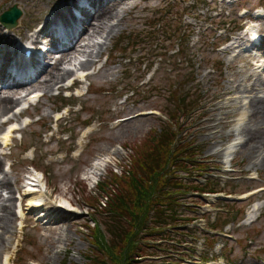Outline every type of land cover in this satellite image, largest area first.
Segmentation results:
<instances>
[{"label":"rangeland","instance_id":"obj_1","mask_svg":"<svg viewBox=\"0 0 264 264\" xmlns=\"http://www.w3.org/2000/svg\"><path fill=\"white\" fill-rule=\"evenodd\" d=\"M63 2L71 4V0H0V13L13 4L22 11L16 26L0 28L1 45L3 35L13 40L0 49L19 45L20 51L40 16H51L50 9ZM89 2L74 19L93 10ZM112 7L110 16L101 14L93 20L94 28L83 40L88 44L85 53H72L69 62L55 68V58L44 60L47 70L32 82L40 96L24 95L4 116L0 106V122L14 114V125L21 127L11 133L17 138L3 145L2 132L9 122L0 125V182L9 181L0 184V202L3 209L5 203L12 207L4 230L0 228V264H121L127 244L120 239L125 228L119 222L131 229L139 211L132 171L140 173L153 136L168 124L178 131L179 157L191 151L194 159L187 169L180 168L178 160L168 161L159 179L173 171L188 184L199 178L201 186L212 177L226 192L202 195L201 202L192 192L186 193L183 199L189 206L179 205V216L164 233L142 230L136 235L129 263L264 264V119L259 112L264 105V0H116ZM241 7L247 9L243 16L238 13ZM254 9L263 16L255 19ZM250 20H255L263 42L255 54L235 46L234 36ZM249 44L245 35L241 45ZM253 59L260 67L253 68ZM63 69L72 72L54 83L61 77L53 76H60L55 73ZM77 71L88 75L63 91L78 77ZM234 138L239 143L226 155ZM33 173L40 180L37 188L46 207L52 210L50 217L66 216L59 223L48 221L49 216L38 218L40 213L28 205L25 180ZM249 190L255 193L235 203L222 197L229 193L225 197L235 201ZM109 192L125 207L120 214L100 208L102 195ZM63 199L71 206L61 207L68 215L60 211ZM257 203L256 213L248 215ZM185 216L193 221L181 223ZM212 223L219 226L217 230ZM139 254V262L130 260Z\"/></svg>","mask_w":264,"mask_h":264},{"label":"trees","instance_id":"obj_2","mask_svg":"<svg viewBox=\"0 0 264 264\" xmlns=\"http://www.w3.org/2000/svg\"><path fill=\"white\" fill-rule=\"evenodd\" d=\"M165 29L166 28L164 26L161 28V30ZM202 59L208 61L204 57H202ZM178 96H180V94H178ZM178 100L180 102H183L185 99L182 100L178 97ZM168 127L169 128L166 129H164L163 127L161 131L156 132L153 136L154 142L152 148L143 160V162L145 163L144 167L141 168L142 170H139L141 174H134V172L132 171L133 175L131 180L133 184H136H134V187H136L134 188V190H137V192H135L137 196L136 199L139 201V211L137 213H134L136 215L133 218V222L131 223V229L125 226V222H119L125 228L123 236H121L120 239L125 241L127 244L126 247L123 249V257L120 259L121 264L123 261L124 264H130L129 250L132 246H134V240L136 238V235L140 231L148 230L160 234L164 233L165 229H168L169 226H172L174 224L173 220L176 219V216H179L177 215L176 211L178 210L179 205L189 206L186 205L185 200L183 199L186 193L192 192L195 196H197V201L201 202L203 200L202 195L205 196L206 193H215L224 190L223 188L218 187V184L216 185V182L212 180V177H207V180H205L204 183L200 182L201 186L197 184L199 182V178L195 177L193 181H188V184L183 178H181V176H179L173 171L170 173L169 176H166L161 180L159 179V177L162 176V172H164L163 170L168 168V166L165 167V164H167L168 161L169 164L171 161H174L175 163L178 160L183 164V166L180 168L186 166V168L183 169H187L188 166L191 164V160L194 159V153L191 151L190 154H186L183 158L179 157L180 151L176 148V136L178 134V131H174L175 129H172L171 125L169 124ZM173 152V159L167 160L169 155H172ZM185 160H187V162H185ZM178 165L180 166V164ZM145 167L146 169L143 171ZM199 170H202V168H200ZM150 173L151 175H153H150L151 177L149 179L144 180V177H148L147 175ZM185 174L186 176L193 178V176L191 174H188V172H186ZM153 176L156 177L153 182H150L153 179ZM137 178L140 179L141 182L137 181ZM150 187H152V191L149 190ZM113 189L114 188H112V190ZM147 189L148 191H146ZM102 197L103 201H99V206H101L100 208H104L105 210L114 212L116 214H120L122 211H124L125 207L122 205L121 202L115 201L116 196L112 192L102 195ZM194 206L199 207V205L196 204H194ZM183 209L189 212L195 211L189 208ZM201 214L204 215L205 213ZM203 215L196 216L193 218V220L202 217ZM191 220L192 219H190V217L185 216L182 217L181 223L185 224L186 222ZM146 226L148 228H146ZM210 226H213L212 228L215 230L216 226L218 225L212 223L210 224ZM128 231L130 232L127 233ZM209 240H211L210 242L214 241L213 238ZM136 256L137 258H132L130 260L139 262L142 255L139 254ZM202 258H204V256L201 255L200 259ZM203 260L206 259L204 258Z\"/></svg>","mask_w":264,"mask_h":264},{"label":"bare ground","instance_id":"obj_3","mask_svg":"<svg viewBox=\"0 0 264 264\" xmlns=\"http://www.w3.org/2000/svg\"><path fill=\"white\" fill-rule=\"evenodd\" d=\"M114 1H116V0H105L104 1V4H103L102 2H99V0H90V3L93 4V10L92 11H90V10H84L82 12V17L80 19H74V17L71 16L70 23L64 24V25H66V26H68L70 28V29H68V32L69 33L71 32V35L69 36V40L67 41V43L62 44L61 47L58 45V43H56L55 40L54 41L52 40V42H51V48L46 51V54H44L43 56H41L42 57L41 59H43V62H44L45 59L46 60L47 59H50V57L55 58L54 59V62L52 63V65L54 66L53 68H55L56 65H59V64H61L63 62H66V61L69 62L71 60V58L73 57V56H71L72 53L74 55H77V54L78 55H81V53H85L86 52L85 51V48L88 47V44H84L83 45V40L87 39V36L91 32V28H94L93 27V20H97V18H99V16L101 14L104 15V16L105 15H109L110 16L113 13L112 12V9H113L112 6L114 5ZM75 3H76L75 0H72V2H71L70 5H68L67 3L63 2L60 7L50 9L51 10V16L50 17H45L44 18L41 15L40 16V21L41 22L40 23H37L33 27L35 30L32 31V33H31V35L29 37V41H30L29 43L32 46H35L36 47L37 46L36 43L37 42L38 43L41 42L39 40V36L41 34H45L46 33V31L48 30V28L50 26V23L53 21V19L62 18L63 17L62 11H65V12L70 13V8L73 7V5ZM75 8H77L76 5H75ZM75 20H78V21H75ZM77 22L79 24H78L77 28L74 31V24L77 23ZM103 25L104 24L102 23V26ZM96 30H98V29H96ZM87 31H88V33H87ZM85 34H87V35L85 36ZM1 35L2 34L0 32V39L2 38ZM4 37L5 38L3 39L2 45L0 44V46H9V43L13 42L12 38H10L9 35H5ZM46 39H48V37ZM9 48L12 49L13 46L12 47H9ZM52 54H54V57L52 56ZM49 55H50V57H49ZM1 59L4 60V58H1ZM41 59L39 57H37V55H33L32 56V59H30L28 62L31 65H32V63H34L35 66L37 65V69L35 70V72H34V74L32 76H30L29 78L24 79L22 81L13 82L14 77H12L11 74L8 71H5L4 68L1 69V71H0V106H2L1 113H3V116L6 113H8V111L12 110L13 107H16L18 105L20 99L24 95L27 96L30 93H34V95H38L37 94V91L35 90L36 85H33L32 82L34 83L35 81H37L39 74L43 70H45V69L47 70L46 63H43L41 61ZM52 65H50L49 68H51ZM253 66H254V68L259 67V65L257 63H253ZM10 69L9 70H10L11 73H13L12 71H14V70L17 71V72H21V71L24 72V71H26V66L21 67V66H16L15 64H13V65L10 66ZM63 70H65V69H63ZM68 72L70 73L72 71L70 69H67V70H65L63 72L62 71H59V72L55 73V74L60 75V76L54 75L53 78H58V77H61V78H60V80H55L54 83H56L58 81H62L63 79L68 78L69 77L68 75L65 76V74L68 73ZM76 74H79V77H81V79L83 80L84 72L77 71ZM1 75H7V77H10L11 76L10 78H8V79H10V81H7V79L6 80H1ZM50 77L51 76H49L48 80L53 82L54 80L53 79H50ZM37 86H39V85L37 84ZM45 86H49V84H45ZM1 88H2V90H1ZM30 88H32L33 90L28 92V90ZM252 90H253V87H251V91H249V93H251ZM262 90L264 91V82L263 81H262ZM23 91H25L26 93L22 95L20 92H23ZM260 109H261L260 111L258 109L257 110L259 112H261V115H263V119H264V105L263 106L261 105ZM20 113H21V111L20 112L18 111V114H20ZM14 116L15 115L13 114L11 116L5 117L0 122V125H3L6 122H12L13 123ZM14 128H16V126L14 124H11L7 128V130L5 131V133L2 135V140H3V143L4 144L7 142L8 138H9V134L12 131V129H14ZM235 140H236V138H234L233 139V142H230L228 144V146L226 147V151H227V153L225 152L226 155L229 154V153H231V151L233 149V146L235 144ZM94 167H95L94 168V171H95V169L98 168V163L96 164V166L94 165ZM37 177H38V175H35V174L33 175L32 178L34 180H36V181H32V184L29 182V187L25 191V195H26V198H27L26 199L27 200V203H28V205H30V207L32 209H36V211H38L37 213H40V215L38 216V218H44L45 216L46 217L49 216L48 221H50L51 218H52L54 220V224L59 223L61 220L65 219L66 216H62V217H60L58 219H54L53 216L50 217V213H48V211L51 212L52 210H48V208H47L48 206L46 207V204L43 201L42 193L37 188V187H39L41 185V183L40 184H37L36 183L37 181L40 182V180H38ZM7 183H9V181L6 180V179L5 180L2 179L1 182H0V184L2 186H6ZM33 190H36L37 192H33ZM8 200L11 201V197H8ZM59 203H60L59 204L60 207H62V206L64 207L65 204L67 206L71 207L69 205V201H67L65 199H63ZM259 205H260V203H257L253 207H250V210H249L248 215L255 214L256 211L258 210V208L260 207ZM2 209H3V203L0 202V210H2ZM62 212L63 213H66V210H64ZM11 213H12L11 204L10 203L9 204H6L5 203L4 204L3 212L1 213V216H0V228H2L3 230H4V227H5L6 223L8 222V219L10 218V214ZM45 213H46V215H45ZM63 215H68V213L63 214ZM1 243H2V240L0 238V245H1Z\"/></svg>","mask_w":264,"mask_h":264},{"label":"water","instance_id":"obj_4","mask_svg":"<svg viewBox=\"0 0 264 264\" xmlns=\"http://www.w3.org/2000/svg\"><path fill=\"white\" fill-rule=\"evenodd\" d=\"M21 14L22 11L17 7L16 4H13L0 14V20L7 27L12 28L18 24V19Z\"/></svg>","mask_w":264,"mask_h":264}]
</instances>
